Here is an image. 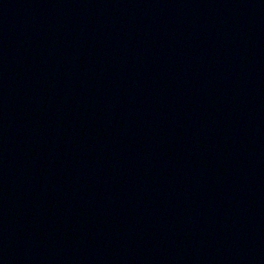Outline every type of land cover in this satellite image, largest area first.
Returning <instances> with one entry per match:
<instances>
[{
	"label": "water",
	"instance_id": "95a60500",
	"mask_svg": "<svg viewBox=\"0 0 264 264\" xmlns=\"http://www.w3.org/2000/svg\"><path fill=\"white\" fill-rule=\"evenodd\" d=\"M0 264H264V0H0Z\"/></svg>",
	"mask_w": 264,
	"mask_h": 264
}]
</instances>
